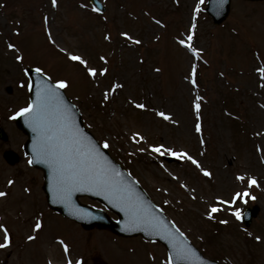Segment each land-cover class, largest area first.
<instances>
[{"label": "rangeland", "instance_id": "rangeland-1", "mask_svg": "<svg viewBox=\"0 0 264 264\" xmlns=\"http://www.w3.org/2000/svg\"><path fill=\"white\" fill-rule=\"evenodd\" d=\"M100 1L106 7L103 15L95 13L88 0H57L56 6L52 0H0V128L8 139L0 142V191L7 193L0 197V225L12 238L8 247L0 248V264H35L34 252L37 263L48 254L46 260L54 264L77 259L92 264L95 255L107 264H167L161 246L86 233L45 212L41 174L28 166L21 149L25 138L11 117L27 105L24 74L29 66L42 69L54 82L68 81L64 90L79 107L86 127L101 144L109 142L111 155L122 158L129 174L164 205L167 216L206 257H218L220 264H264V79L258 71L264 68V2L232 0L226 22L215 27L204 14L205 0ZM193 23L190 43L202 49L198 56L179 44L193 31ZM68 53L87 60L97 76L71 62ZM193 66L196 86L191 83ZM102 68L108 69L106 75L99 74ZM197 96L202 98V133L194 127ZM137 103L146 109L135 107ZM159 111L172 119L164 120ZM136 133L144 140L134 141ZM160 144L188 152L211 177L186 158L152 151ZM5 147L20 154L16 164L2 159ZM162 156L177 161L168 163ZM247 178H255L256 186H248ZM9 180L14 183L9 185ZM237 192L249 195L231 205L219 203L233 201ZM212 206L220 211L210 219ZM253 206L258 214L246 229L234 212L243 214ZM214 218L221 232L203 245L210 232L205 224ZM37 222L43 227L34 231ZM29 235L36 239L29 241ZM3 237L0 228V243Z\"/></svg>", "mask_w": 264, "mask_h": 264}, {"label": "snow or ice", "instance_id": "snow-or-ice-1", "mask_svg": "<svg viewBox=\"0 0 264 264\" xmlns=\"http://www.w3.org/2000/svg\"><path fill=\"white\" fill-rule=\"evenodd\" d=\"M203 3V0H200ZM223 3V0H220ZM53 6H56L57 0H52ZM199 5L196 6L195 12H199ZM96 11H99L96 9ZM160 23V21H157ZM192 32L187 36V40L180 39L179 44L185 46L189 49L193 55L198 56L202 49H197L193 47L190 43L193 40L194 29L196 25L193 23L191 25ZM128 39H132L129 33H122ZM135 43L139 44L141 41L135 40ZM9 48H15V45L9 44ZM68 59L74 62H78L83 65L88 75L96 77L98 72L94 67L88 65V61L83 57L68 53ZM17 60H21L22 57L17 56ZM101 59H105L101 57ZM37 72H41L42 69L37 68ZM159 71V69H157ZM258 71L261 73V78L264 79V68H258ZM108 72L107 68H102L99 72L101 75H106ZM196 68L192 67V78L191 83L193 86H196L197 81L195 79ZM69 86L67 80H57L56 84L50 86L49 88L43 90L37 94V100L35 103H29L27 106L19 109L16 113L17 116L21 115H31L33 121L38 129L41 130L43 136V145L41 154L48 157L51 165L57 175V192L62 202L66 204L71 203V196L73 191H92L99 190L108 194V198H116L121 200L126 205V210L130 213L133 223L139 224L142 223L147 227H151L156 230L157 234H161L163 230L165 232L166 239L173 241L172 247L174 250V255L169 254L168 260L169 264H172V261L179 259H188L192 254L193 250L189 248L185 241L177 240L175 234L172 232H167L164 229L162 223H155L151 218L150 214H145L143 210L138 206V204L133 201L131 198H126L122 189V180L119 179V173L114 169H109L104 163L101 162V156L99 149L92 144V142L85 136L80 133V130L75 127V120L68 114V110L60 106V104L53 105V100L58 97L56 89H65ZM264 86V85H262ZM117 87L113 86V89ZM108 98L107 93H104V99ZM201 97L197 96L193 105L194 111L196 113V123L195 131L197 133H202V124L200 123V110H201ZM135 107L139 109H146V105L142 103L135 104ZM158 116L164 120H171L172 117L169 113L165 111H159ZM175 122V121H174ZM178 123V122H175ZM136 137H139V140H144V137L139 133H136L133 136V140H136ZM201 142L202 139H201ZM110 147L107 140L103 143V148L108 149ZM141 151H144L142 148ZM152 151L164 155L169 153L172 156L186 158L193 165L199 168L205 176L211 177L212 173L204 169L201 163L195 159L188 152H178L174 151L170 147H166L164 144L153 145ZM33 161L29 160V164ZM238 180L243 181L244 176H237ZM14 181L9 180L8 184H13ZM249 185H255L257 182L255 178H250L248 180ZM29 191L28 189H25ZM6 192L0 191V197H5ZM249 193H240L237 192L233 198V201H219V203L231 205L235 202L236 199L241 198L242 196H248ZM220 211L217 206H212L208 212L209 218H213V214ZM234 215L237 219L241 218V212L237 209L234 212ZM227 223V221H222ZM43 225L41 222H37L34 225V231H39L42 229ZM0 228L4 229L3 243H0V248L8 247L11 243L10 235L8 229L0 225ZM177 231H179L177 229ZM183 233H180V236L183 237ZM29 241L36 239L34 235H29L27 237ZM259 241L260 237H256ZM61 244H64L63 241H60ZM65 251L68 250L66 244H64ZM71 264V261L69 262Z\"/></svg>", "mask_w": 264, "mask_h": 264}, {"label": "water", "instance_id": "water-1", "mask_svg": "<svg viewBox=\"0 0 264 264\" xmlns=\"http://www.w3.org/2000/svg\"><path fill=\"white\" fill-rule=\"evenodd\" d=\"M230 0H209L207 3L206 12L213 19V24H220L228 15L229 2ZM246 1V0H245ZM257 1V0H251ZM31 78L30 84V95L31 103H35L37 100V94L43 90L53 86L46 78L42 77L34 71L29 72ZM58 97L53 100V105L60 104L64 109L68 110V114L74 118L75 127L80 130V133L87 137L92 144H94L100 152L101 162L104 163L109 169H114L119 173V179L122 180V189L126 198H131L135 201L138 206L143 210L145 214H150L153 222L162 223L164 229L167 232H172L175 234L177 240H183L186 242L187 246L193 250V254L188 259L173 260V264H215L203 259L199 253L193 249L189 243L179 235L177 230L172 226L161 212L151 205V202L147 199L144 193L140 190L139 186L128 178L127 175L120 169L119 166L106 155V152L96 145V142L88 135V133L83 129L82 123L77 114V110L71 105V103L65 98L63 92L60 89H56ZM16 125L21 131H23L28 138L25 145L26 153L30 156L33 161L31 165L40 168L44 172L45 184L43 189L48 196L49 205L55 210L59 211L64 216L69 219H74L75 221L81 223L85 229H90L93 227L105 228L113 231L114 233L122 236L131 235H142L146 239L158 240L161 242L169 251V254L174 255V250L172 247L173 241L164 238L165 232L162 230L161 234H157L156 230L147 227L142 223H133L130 213L126 210V205L119 199L108 198V194L101 192L99 190L92 191H73L71 196V203L66 204L61 201L57 192V175L51 165L48 157L41 154L43 145V136L40 129L35 125L31 115H21L16 118ZM88 195L93 199H97L106 205L109 209L117 213L120 217L118 222H111L106 218L101 212L93 211L86 207H81L77 204L76 199L79 196ZM251 213V212H250ZM252 214V213H251Z\"/></svg>", "mask_w": 264, "mask_h": 264}]
</instances>
